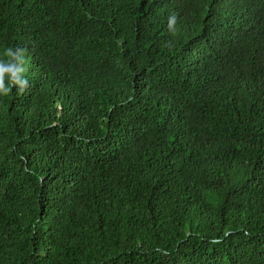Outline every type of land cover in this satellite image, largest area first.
I'll use <instances>...</instances> for the list:
<instances>
[{
  "label": "trees",
  "instance_id": "obj_1",
  "mask_svg": "<svg viewBox=\"0 0 264 264\" xmlns=\"http://www.w3.org/2000/svg\"><path fill=\"white\" fill-rule=\"evenodd\" d=\"M9 48L0 264H264V0H0Z\"/></svg>",
  "mask_w": 264,
  "mask_h": 264
},
{
  "label": "clouds",
  "instance_id": "obj_2",
  "mask_svg": "<svg viewBox=\"0 0 264 264\" xmlns=\"http://www.w3.org/2000/svg\"><path fill=\"white\" fill-rule=\"evenodd\" d=\"M176 15L169 17L168 28L174 31ZM4 55L7 60H0V95L7 96L12 87H15L19 93H23L28 87V80L25 77L26 68L24 67V55L22 50L13 51L6 49ZM7 81V83H6Z\"/></svg>",
  "mask_w": 264,
  "mask_h": 264
}]
</instances>
